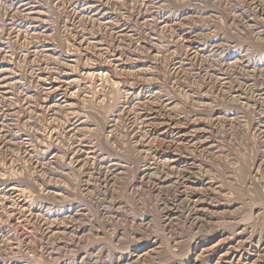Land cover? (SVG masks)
<instances>
[{
	"label": "rangeland",
	"instance_id": "374dc122",
	"mask_svg": "<svg viewBox=\"0 0 264 264\" xmlns=\"http://www.w3.org/2000/svg\"><path fill=\"white\" fill-rule=\"evenodd\" d=\"M0 264H264V0H0Z\"/></svg>",
	"mask_w": 264,
	"mask_h": 264
}]
</instances>
